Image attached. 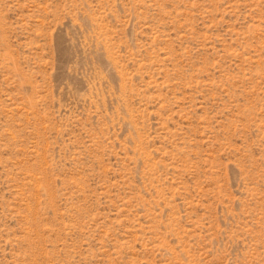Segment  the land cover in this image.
I'll return each instance as SVG.
<instances>
[{"label": "rangeland", "instance_id": "rangeland-1", "mask_svg": "<svg viewBox=\"0 0 264 264\" xmlns=\"http://www.w3.org/2000/svg\"><path fill=\"white\" fill-rule=\"evenodd\" d=\"M0 264H264V0H0Z\"/></svg>", "mask_w": 264, "mask_h": 264}]
</instances>
